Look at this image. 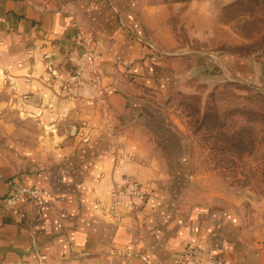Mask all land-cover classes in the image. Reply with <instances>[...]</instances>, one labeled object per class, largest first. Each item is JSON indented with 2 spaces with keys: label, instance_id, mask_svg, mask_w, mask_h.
<instances>
[{
  "label": "crops",
  "instance_id": "obj_1",
  "mask_svg": "<svg viewBox=\"0 0 264 264\" xmlns=\"http://www.w3.org/2000/svg\"><path fill=\"white\" fill-rule=\"evenodd\" d=\"M78 37L93 62L74 85ZM176 67L138 0H0V264H173L188 242L207 264L259 263L240 211L191 197L168 149L185 145ZM24 188L40 208L9 204Z\"/></svg>",
  "mask_w": 264,
  "mask_h": 264
},
{
  "label": "rangeland",
  "instance_id": "obj_2",
  "mask_svg": "<svg viewBox=\"0 0 264 264\" xmlns=\"http://www.w3.org/2000/svg\"><path fill=\"white\" fill-rule=\"evenodd\" d=\"M138 1L151 45L177 63L167 105L185 145L168 149L188 157L190 195L237 208L264 264V0Z\"/></svg>",
  "mask_w": 264,
  "mask_h": 264
},
{
  "label": "built area",
  "instance_id": "obj_3",
  "mask_svg": "<svg viewBox=\"0 0 264 264\" xmlns=\"http://www.w3.org/2000/svg\"><path fill=\"white\" fill-rule=\"evenodd\" d=\"M79 45L83 47V52L81 55V58L79 61L76 62V66L72 72V74L69 77V81L74 84L78 85L83 74L85 73L84 66L85 65H91L93 62V53L90 42L85 41L81 37H78ZM84 42V44H83ZM86 67V66H85ZM140 191L138 189L134 188H121L118 189L116 195L118 196H125L126 198H134L137 196H140ZM21 196H25L32 200L37 207H41L43 200L42 196L39 190L37 189H19L12 197L9 198L8 202L9 204L16 205L19 198ZM40 214V209L37 210V215ZM173 264H207L202 257V253L200 249L193 243H186L183 247V251L181 255L174 261ZM216 264H222V263H216Z\"/></svg>",
  "mask_w": 264,
  "mask_h": 264
}]
</instances>
